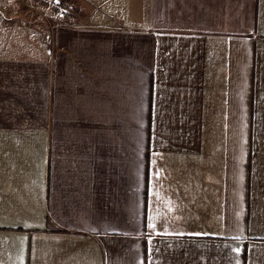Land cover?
Masks as SVG:
<instances>
[{"label":"crops","instance_id":"crops-1","mask_svg":"<svg viewBox=\"0 0 264 264\" xmlns=\"http://www.w3.org/2000/svg\"><path fill=\"white\" fill-rule=\"evenodd\" d=\"M114 11L0 56V264H264V0Z\"/></svg>","mask_w":264,"mask_h":264},{"label":"rangeland","instance_id":"rangeland-1","mask_svg":"<svg viewBox=\"0 0 264 264\" xmlns=\"http://www.w3.org/2000/svg\"><path fill=\"white\" fill-rule=\"evenodd\" d=\"M122 19V13L115 14L114 0H0V56H8L11 48H29L33 43L19 39L24 42L50 26L116 27Z\"/></svg>","mask_w":264,"mask_h":264},{"label":"built area","instance_id":"built-area-1","mask_svg":"<svg viewBox=\"0 0 264 264\" xmlns=\"http://www.w3.org/2000/svg\"><path fill=\"white\" fill-rule=\"evenodd\" d=\"M25 1H31V0H25ZM46 2H50L51 0H45Z\"/></svg>","mask_w":264,"mask_h":264}]
</instances>
